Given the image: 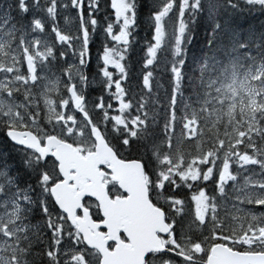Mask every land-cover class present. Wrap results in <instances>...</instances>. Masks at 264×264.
Instances as JSON below:
<instances>
[{"label":"snow or ice","instance_id":"6c2138e0","mask_svg":"<svg viewBox=\"0 0 264 264\" xmlns=\"http://www.w3.org/2000/svg\"><path fill=\"white\" fill-rule=\"evenodd\" d=\"M0 132V264H264V0H0Z\"/></svg>","mask_w":264,"mask_h":264},{"label":"trees","instance_id":"16d2710c","mask_svg":"<svg viewBox=\"0 0 264 264\" xmlns=\"http://www.w3.org/2000/svg\"><path fill=\"white\" fill-rule=\"evenodd\" d=\"M144 35V32H141ZM205 32L203 26H198L193 37L192 44L190 47V53L199 55L202 51V46L205 43ZM6 153L11 162L15 158V152L13 151L11 142L6 138V136L0 132V154Z\"/></svg>","mask_w":264,"mask_h":264}]
</instances>
